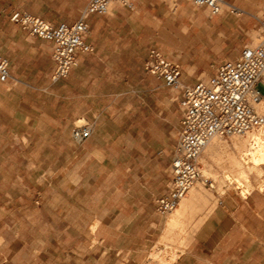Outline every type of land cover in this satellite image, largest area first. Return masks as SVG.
Segmentation results:
<instances>
[{
    "label": "crops",
    "instance_id": "1",
    "mask_svg": "<svg viewBox=\"0 0 264 264\" xmlns=\"http://www.w3.org/2000/svg\"><path fill=\"white\" fill-rule=\"evenodd\" d=\"M32 1L37 2L0 0V23L6 24L0 53L8 59L10 73L9 77L0 78V264H142L134 245L110 243L104 238L87 239L78 242V251H75L68 234L76 227L78 231L90 228L89 209L83 208L81 201L90 199L91 183H84L82 176L73 177L66 170L74 159L83 158L89 140L104 135L105 108L100 110L98 104L107 95H114L110 107L117 102L115 95L118 96L119 91L115 89L116 84L121 86L123 66L136 64L140 59L144 69L148 50L153 47H147L141 58L139 44L134 42L139 34L130 28L131 22L141 25L150 21L159 23L163 19H187L181 30L186 35L193 34V39L199 42V54L204 55L214 34L220 31L218 25L226 19H242L237 30L244 33L250 19L258 17L251 8L264 7V0H226L242 10L239 14L227 8L220 14H212L201 6L199 8L209 11L210 18L206 19L203 12H190V0H131L132 9L116 3L107 15L89 16L86 42L94 46V51H79L77 65L67 77L57 80L52 78L56 68L52 41L30 35L10 17L16 11L28 12L53 25L72 24L77 17L59 22L36 9ZM88 2H79L60 15L69 16ZM36 4L40 6L39 2ZM242 45V42L238 44V53H232L217 66L235 60ZM163 54L181 65L183 84L192 85L189 83L192 78L184 77L179 59ZM214 68L204 73L212 75ZM172 91L180 109L182 90ZM181 116L180 109L179 127ZM82 118L95 121L96 127L79 146L72 137L71 127L75 120ZM233 145L227 144L231 149L214 148L203 152L199 165L211 172L208 166L214 169L213 163L219 156L229 151L232 158L235 156ZM94 151H102V148ZM229 162L230 168L239 163L238 159ZM238 173L241 176L245 173L246 184H251L249 169L240 168ZM169 182L166 192L158 197L168 192ZM86 184L87 191L82 192ZM116 192L119 194L118 188ZM213 196L210 200L206 198V202L195 201L198 207L210 210L175 264H264V182L261 188H254L245 196L235 189L221 195L213 193ZM137 227L138 224L133 223L126 231L137 232ZM116 229L124 231L121 225ZM99 230H103L100 225L96 231Z\"/></svg>",
    "mask_w": 264,
    "mask_h": 264
},
{
    "label": "rangeland",
    "instance_id": "2",
    "mask_svg": "<svg viewBox=\"0 0 264 264\" xmlns=\"http://www.w3.org/2000/svg\"><path fill=\"white\" fill-rule=\"evenodd\" d=\"M83 1L85 0H37L32 3L36 9L44 11L52 19L62 22L72 16L78 19L84 6L79 11L73 10L69 16L60 15V13L65 9L66 12L70 11L71 7H75ZM38 2L40 6L36 4ZM195 7L191 3L189 8L191 13L200 11L203 12V19L210 18L208 10ZM251 9L258 17L250 19V24L245 28L244 33L237 30L242 19H226L221 25H218L220 31L217 35L214 34L215 37L204 55L199 54V42L193 39V34L186 35L181 30V26L188 22L187 19H163L159 23L150 21L141 25L132 21L130 28H134V33L139 34V38L134 42L139 44L138 50L142 54L141 58H143L147 47L151 45L163 53L171 54L182 64L184 77L192 78L189 83L194 84L199 80H208L211 75L204 73L206 69L215 67L214 73L217 63L228 59L232 53H238L236 49L239 43H243L240 51L246 45L256 43L258 37L256 28L259 20H264V7ZM212 19H216V17ZM5 30L6 24L0 23V43ZM232 30L235 31L233 34ZM121 75V86L116 84L115 89L119 91V95H115L117 102L110 107L109 102L114 98V95H107L103 98L102 103L98 104L100 110L105 108L103 112L105 116L104 135H98L89 140L85 144L87 146L83 158L81 160L74 159L66 170L70 171L69 173L73 177L82 176L84 183H91L90 199L83 198L81 201L85 206L83 208L89 209L90 228L87 231L82 229L78 231L76 227L68 234L73 239L75 251H78L76 247L78 242L87 239L96 241L104 238L110 243L118 241L122 244L134 245L143 260L142 264H164L169 255L172 253L179 255L185 250L189 243L186 246L182 244L185 245L186 236L189 234L187 231H191L194 223L207 210L195 207L194 211L184 217L185 220L182 219L183 223L182 217H179L178 224L180 226L183 224L184 229H180V226L178 228V225L173 226L174 229L177 227L173 231L175 234L173 236L172 228L169 232L170 230L165 224L170 214L177 208L164 216L155 212V199L166 192L171 178V158L178 141L180 120L178 100H173L175 94L171 88L164 86L159 79L143 69L140 59L136 64L132 62L130 65L123 66ZM257 89L264 93V84L259 83ZM78 120L82 122V120ZM78 120H75L73 125ZM83 121L93 123L95 130V121L88 119ZM259 129L260 127L256 130ZM108 137L109 141H107ZM240 137L242 135L219 138L218 140H221L222 145H233L234 139ZM233 146L235 148L232 150L236 153L233 158H237L239 162L233 165L236 166L235 168H230L231 151L225 152L219 156L220 158L215 159L217 164L213 163L214 169L208 166L211 172H203V168H201L202 174L210 181V185L207 182H202L207 193L202 199L203 201L206 198L209 200L213 198V193L221 195L235 189L245 196L252 189L263 186L264 169L261 171L260 168H263L264 164H251L248 147ZM97 147L102 148V151H94ZM208 151L207 148L204 150L205 153ZM198 160L200 162V159ZM240 168L249 169L250 185H247L238 173ZM226 172H229L230 176L226 175ZM44 174L50 175L49 172ZM87 188L86 184L82 192H86ZM117 188L119 194L116 192ZM76 192L78 191L76 190ZM94 194L96 198H91ZM133 223L138 224V231L130 234L126 230ZM99 225L100 229H103L102 231H96ZM119 225L124 230L123 232L116 229ZM165 228L166 232H164ZM166 237L169 238L166 239Z\"/></svg>",
    "mask_w": 264,
    "mask_h": 264
},
{
    "label": "built area",
    "instance_id": "3",
    "mask_svg": "<svg viewBox=\"0 0 264 264\" xmlns=\"http://www.w3.org/2000/svg\"><path fill=\"white\" fill-rule=\"evenodd\" d=\"M190 1L194 6L208 8L212 14H220L225 8L231 13H240L239 8L226 0ZM116 3L133 8L131 0H89L72 24L53 25L42 17L20 11L14 12L10 20L30 35L52 41V57L56 63L52 78L57 80L67 77L77 65L79 51H94V46L86 42L90 31L89 16L107 15ZM256 31L258 37L254 45H246L235 60L218 65L207 81L199 80L192 85L183 84L180 64L168 59L157 48L148 50L145 71L169 88L182 90V116L178 144L171 161L169 190L156 199L160 215L175 210L193 185L203 178L198 157L213 138L239 136L263 124L264 118L256 106L264 98V93L257 89L259 83L264 84V20H259ZM9 75V61L0 53V78ZM93 130V123L78 120L71 134L81 144ZM205 182L210 185L209 179Z\"/></svg>",
    "mask_w": 264,
    "mask_h": 264
},
{
    "label": "bare ground",
    "instance_id": "4",
    "mask_svg": "<svg viewBox=\"0 0 264 264\" xmlns=\"http://www.w3.org/2000/svg\"><path fill=\"white\" fill-rule=\"evenodd\" d=\"M241 11L242 10H239L240 13H241ZM256 109H257V111L259 113H261V115L264 118V98H263L262 102L259 103L256 106ZM81 120L83 121V118ZM217 137L213 138L212 141L207 145L206 148L208 150H211V149H214V148H216V149L217 148H222L223 149L225 147L228 148L227 145H222L223 143L221 142V140H218L219 138L221 139V137H219V136H217ZM233 144L234 145H241V147L243 146L245 148L248 147L247 149H248V152H249L248 154H249V159H250L251 164H253V165H259L260 163H264V120H263V124L261 125V127H260V129L258 131L256 129H253V130H250V131L245 132L244 134H242V137L237 138V139L235 138ZM199 157H198V159H199ZM232 159L235 162L237 161V158H232ZM203 172H206L207 173L209 171L205 168L203 170ZM242 177H244V181L245 182L248 181L245 173L243 174ZM203 179H205L204 174H203V178L200 179V180H198L193 185V187L188 191V193H187L188 195L186 194L185 197L181 200L179 206L177 207V210H175V212H173L172 214H170V216H169L168 220L166 221V224L165 225L168 227L169 230H170V228H172V232L175 231L177 227L179 228L180 225L178 224V221L180 220L181 217H182L181 218V221H182V219L184 217H186V215L188 216V214L191 213V211H194V208L195 207H198V204H197L198 201H197V203L195 201L197 199H203V198H205V196H206L207 193H206V191H205V189H204V187L202 185ZM195 204H197V205H195ZM209 210L210 209H208L205 213H203L204 215L201 216L199 219L197 218L198 220L196 222L194 221L195 223H194L191 231L190 230L187 231V233H189V234H187V236H186V242H184L185 245L182 244L183 246H186L189 243V241L192 238L195 230H197V228L199 227V224L202 222L203 218L208 214ZM184 220H185V218H184ZM182 223H183V221H182ZM173 226L174 227L177 226V227L174 229ZM181 226H183V228H181ZM181 226H180V229H184V225L182 224ZM166 231H167V229L164 232H166ZM169 232H171V230ZM180 232H182V230ZM173 234H174V232L172 233V236H173ZM172 236H171V238H172ZM163 237H164V235H163ZM168 238L166 237V239H168ZM178 256L179 255L177 253H172L171 255H169V258L165 261L164 264H175L176 259L178 258Z\"/></svg>",
    "mask_w": 264,
    "mask_h": 264
}]
</instances>
